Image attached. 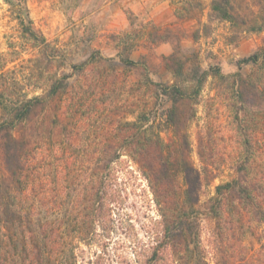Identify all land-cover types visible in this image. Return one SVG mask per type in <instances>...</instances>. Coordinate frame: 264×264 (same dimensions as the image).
<instances>
[{
	"label": "trees",
	"instance_id": "16d2710c",
	"mask_svg": "<svg viewBox=\"0 0 264 264\" xmlns=\"http://www.w3.org/2000/svg\"><path fill=\"white\" fill-rule=\"evenodd\" d=\"M211 8L233 27L264 30V0H212ZM18 19L28 39L47 47L28 18L19 12ZM165 59L176 61V72L182 73V63L174 53ZM102 60L97 57L93 63L100 65ZM145 60L146 56L140 61L125 58L121 65L109 64L110 73L99 71L98 94L108 92L110 86L113 93L115 85L124 82L122 69L143 70ZM244 63L253 64L254 70L246 75L216 72L228 92L224 99L232 128L226 136L212 131L213 119L206 115V129L200 136V171L190 160L188 135L179 127L194 117V110L188 111L186 105L196 100L206 72H201L191 91L187 85L157 83L149 77L135 80V102L143 107L136 118L122 116L117 128L90 136L108 144L82 147L76 144L79 136L73 123L83 105L74 102L70 75L54 76L43 94L29 97L9 92L0 74V159L7 173L0 176V264H78L76 251L81 244L104 246L121 223L114 216L122 210L121 195L126 191L118 177V163L124 155L145 179L159 216L150 230L151 244L143 251L134 250L136 262L210 264L199 241L200 214L214 223L215 264H264L260 232L264 225V50L240 60L238 68ZM149 94L171 102L160 117L173 130L174 136L167 141L148 125ZM117 101L115 96L109 100L108 119L117 114ZM122 103L119 106L126 114ZM58 123L60 131H54L51 126ZM29 125L36 141L31 138L34 133L21 130ZM116 141L120 144H111ZM225 166L232 169V177L215 186L199 213L203 181ZM101 253L104 250L94 252V258L83 264H101ZM141 255L143 260H137Z\"/></svg>",
	"mask_w": 264,
	"mask_h": 264
},
{
	"label": "rangeland",
	"instance_id": "374dc122",
	"mask_svg": "<svg viewBox=\"0 0 264 264\" xmlns=\"http://www.w3.org/2000/svg\"><path fill=\"white\" fill-rule=\"evenodd\" d=\"M211 2L212 0H0L2 80L9 92L30 97L43 94L49 79L54 76L70 75L69 81L74 83V102L76 105H83L73 123L74 132L79 136L76 144L82 147L108 144L101 137L100 140H90V136L117 128L122 116L126 120L136 118L143 107L135 102V80L144 81L149 77L157 83L187 85L191 91L197 86L196 80L201 72H206V80L202 83L196 100L193 99L186 105L188 111L194 110V117L179 127L188 135L190 160L200 171V136L206 129V115L209 113L213 119L212 131L220 130V134L226 136L230 135L232 128L229 125L230 109L224 99L228 92L223 89L216 72L224 75L237 71L243 75L251 73L254 70L253 64L244 63L239 69L238 62L264 50V30L250 31L233 27L227 19L221 18L219 13L212 10ZM19 12L30 20L35 34L44 38L47 47L28 39L22 32ZM173 53L178 62L182 63V73L176 72V61L165 59ZM143 56H146L145 69H122L121 79L124 82L115 85L113 93L110 86L108 92L98 94L99 71L109 70V64L121 65V59L140 61ZM97 57L103 59L100 65L93 63ZM84 62L87 63L84 68L74 69V65ZM106 72L110 73V70ZM129 86L134 87L130 90ZM124 90L126 93H123ZM114 96L118 99L114 108L117 114L108 119V103ZM125 99L130 100L127 105L123 102ZM146 99L148 105L145 108L150 113L148 125L158 129L165 141L169 140L174 136L173 130L163 125L160 117L161 112L171 105L170 100L166 97L154 98L150 94ZM121 103L127 106L126 114L119 106ZM52 115L53 111L49 110V118ZM59 123L57 127L52 125L51 128L60 131ZM22 127V132L34 133L31 138L37 140L31 125ZM111 144L120 143L116 141ZM118 169L120 186L126 189L121 195L122 210H117L114 216L121 223L105 239L104 246L81 244L76 251L78 264H83L84 260L87 261L94 252L101 249L105 252L101 253V264H139L135 261L134 250L143 251L141 248L151 244L150 230L156 225L159 216L147 183L135 164L125 155L121 157ZM6 175L0 159V176ZM232 175V169L225 166L205 178L199 189V213L208 198L214 194L215 186L230 179ZM213 226L211 219L199 214V241L210 264H215L211 244ZM260 232L264 241V225L260 227ZM143 258L141 255L137 260Z\"/></svg>",
	"mask_w": 264,
	"mask_h": 264
}]
</instances>
